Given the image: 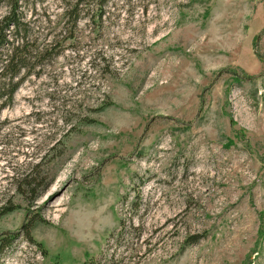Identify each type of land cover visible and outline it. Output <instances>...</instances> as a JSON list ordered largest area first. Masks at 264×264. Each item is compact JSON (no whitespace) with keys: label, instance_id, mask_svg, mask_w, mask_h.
Masks as SVG:
<instances>
[{"label":"rangeland","instance_id":"obj_1","mask_svg":"<svg viewBox=\"0 0 264 264\" xmlns=\"http://www.w3.org/2000/svg\"><path fill=\"white\" fill-rule=\"evenodd\" d=\"M74 2L21 1L60 54L0 112V235L43 249L0 264H264V0H107L66 40Z\"/></svg>","mask_w":264,"mask_h":264},{"label":"trees","instance_id":"obj_2","mask_svg":"<svg viewBox=\"0 0 264 264\" xmlns=\"http://www.w3.org/2000/svg\"><path fill=\"white\" fill-rule=\"evenodd\" d=\"M21 1L0 0V12L4 8L6 9L5 15L0 17V112L14 103L18 89L28 77L35 74L40 62L45 59H53L60 54L58 41H54L48 46L40 44V37L33 33L32 26L24 17ZM98 1L97 5L102 10L107 0ZM93 2L92 0H75L72 5L70 4L63 16V20L66 22L63 23L59 20L56 23V30L62 26L61 31L58 30L59 34H69L66 40L75 38V32L83 19L84 12H95L94 7L97 5L93 6ZM259 58L262 60L263 57ZM106 68L108 70L109 66ZM91 122V120L86 121L80 126H89ZM72 130L71 132L74 131ZM64 154L65 151H62L57 155V160L62 158ZM39 180L38 174L36 176L32 173L22 175L18 180L19 191L24 197H28V195L36 196ZM133 209L138 212L139 203L134 204ZM40 221L41 219L33 215L19 234L0 235V258L16 244L20 236H23L28 243L42 249V245L32 235V230L35 228L36 223ZM135 231H139L138 236H141L139 228H136ZM204 238L203 235H194L189 238L187 244H197ZM43 253L47 254L46 251H43ZM88 264L100 263L91 261Z\"/></svg>","mask_w":264,"mask_h":264}]
</instances>
